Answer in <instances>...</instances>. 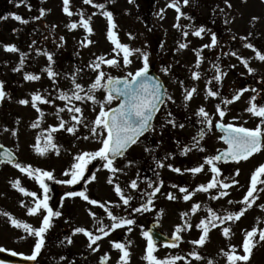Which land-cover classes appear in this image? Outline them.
Wrapping results in <instances>:
<instances>
[{
	"label": "rangeland",
	"instance_id": "rangeland-1",
	"mask_svg": "<svg viewBox=\"0 0 264 264\" xmlns=\"http://www.w3.org/2000/svg\"><path fill=\"white\" fill-rule=\"evenodd\" d=\"M2 1L0 0V5ZM7 3L10 5L8 12L3 14V17H0V81L4 82V91L9 95L3 101H0V143L13 150L18 156L19 162L47 170L50 161L56 162L54 157L57 159L61 157H57L58 155L54 150H52V157L49 154L41 156L34 149L32 150V156H29V149L36 143V136L42 129H46L50 125L59 124L60 121L55 113L58 107H64L67 103L58 99L59 91H67L73 87L71 75L76 73L77 68L81 69L79 73H76L78 77L77 82L87 87L95 78V73L87 65L97 56L104 55L107 59L116 56V53L112 51L114 45L107 39V19L101 15V10L92 5L84 4L83 0H70V8L74 13L71 17L63 12L62 0H26V3L19 4V6H17L18 0H7ZM94 3H105L107 10L113 12L116 24L114 31L122 43L128 44L133 49L139 48L150 54L149 61L151 67L163 79L168 94L175 101V103L169 102L178 106L176 112H174L173 107L170 111L173 113L177 124L183 123L185 127H173L171 124L165 122V112L163 115L159 114L154 120L155 131L146 133L139 143L132 146L126 154L127 159L120 158L116 161V166L123 168L124 172L117 173L113 177V180L125 189L126 194L130 193L134 197H137L130 202L132 207H138L140 203L146 202V198L143 202L139 199L140 192H151L159 183V180H163L161 191L156 194L153 200L154 208L149 212L131 213V208L124 206L116 195L114 184L107 182L110 173L108 170L103 169L101 163L97 161L100 165L97 164V170H93L96 173L97 179L88 181L87 183L80 182L82 190L86 188L87 194L92 199H94L92 193L97 192L101 196L102 203L112 202L109 206L112 207L116 215L124 216L131 213V217L136 220V224L132 226L133 230L130 233L127 232L126 228H121L111 232L107 237H102L98 241L100 248L96 252H92L87 247L89 241L84 234L79 239L80 236L78 237V234L73 235L72 233L71 237H76V240H74L76 242L65 244V248L71 255H75L80 251L86 253L90 259L108 253L110 255L109 264H116L120 253L111 247L110 241L125 242L126 240H131L130 251L132 255L130 264H148L142 258L145 255L147 242L141 235L140 226L142 225L143 229L146 230L151 216L156 215L158 217L160 229L166 233H171V231L175 230L176 225H183L184 220H188L193 225L191 231L197 232L199 238L201 230L197 229L195 225L199 223L200 219L208 216L207 208H212L220 215H224L226 211H238L242 207L239 201L242 200L250 185L253 173L252 169H256L260 164L264 163V150L253 154L247 161H240L239 163L224 166L219 163L218 166L221 168L219 179L223 180L225 177H230L239 181V184L232 185L226 190L229 193L228 196L219 199H212V196L218 194V189H211L208 193L196 191L197 197L192 196L188 201L183 199L184 193L179 191L180 187H186L189 192H192V185L196 184L197 188L199 184H206L212 178L208 165H205L204 171L195 175L184 171V169L198 166L204 162L205 156L212 155L216 151V148L222 147L219 141H216V135H213V141L208 147L202 146L205 151H200L198 148L191 146L189 142L190 136L194 134L195 129H200V126H202L198 123L200 118L197 115V118H191L192 113L197 112L198 108L203 106L212 115L214 121L218 120L219 116L215 106L220 104L222 108L225 107L221 103V92L226 85H228L230 91L235 92L241 82L240 74H245L243 82L250 85L246 88L248 91H245L236 103L228 105L230 109L226 112L224 122H235L237 125L242 124L249 128H254L259 123V119L251 116L245 109L249 106V98L255 94L252 89H256L259 92L257 102L264 103V62L256 59L255 52L252 49L244 47V44L250 42L255 48L264 53V0H230L231 8L227 7L224 0H190L187 6H184L181 0V10L188 16L193 17L191 20L181 17L179 21L181 25L192 24L195 27L203 25L206 30H210L207 27L206 21H210L208 15L211 14L214 28L218 29L215 32L218 39L217 45L214 48H204L202 50L203 59L198 68L201 76L198 80H194L191 75L193 71L197 70L195 67L197 57L193 49L201 48L204 44H210L211 31H205L201 38L194 36L192 29L189 28L186 29L189 35L184 37L183 30L185 29L173 26L177 23V13L175 9L167 6L169 0H134L133 3H129V0H115L114 3H109L108 0H94ZM37 4L41 5V7L37 8ZM205 4H209V7L205 6ZM40 9L46 10L44 16L34 19V17L40 16ZM81 9L86 18L88 16L92 17L90 23L94 32L91 35L79 26L73 30L66 27V25L73 21H79V11ZM161 9L165 10L161 14L163 18L157 15ZM213 9H215V12H213ZM220 9L224 11L221 12ZM10 13L21 15L24 19L28 20V23L25 24L15 20L9 15ZM93 13L96 14L92 15ZM253 16L259 17V19L252 21ZM226 19L229 21L227 24L224 22ZM41 21L44 22V25H41ZM32 24L37 25V30H39L38 36L31 33ZM250 32L252 35L248 38V41L240 39L243 36H248ZM129 33H131V37ZM86 36L93 43L81 46V41ZM233 36L236 38L232 39ZM60 37H64V39L61 40ZM34 41L35 43H33ZM179 43H187L188 47L179 49ZM4 44H15L19 52L5 51ZM224 49H227L225 54H221ZM45 51L53 54L54 63H51V67L55 72L59 73L55 79V83L48 77L46 71H42V69L50 64L47 56L43 54ZM233 51L238 56L249 59V66L256 69V71L248 73L247 68L241 60L237 56L231 55ZM20 52L27 54L24 66L19 71H13L14 68L19 66ZM215 52H219L220 54L214 61ZM118 59L122 64V53ZM130 59H132V64L128 69H124L123 67L115 69L107 65H102V68L113 76H122L126 70H134L141 66V59L138 53H134ZM213 62L215 64L218 62L220 68V73L214 70V77L217 74H223L220 81H216L215 79L213 81L212 75L210 77L211 81L210 79L207 81L202 76L208 71V68L209 70L211 69ZM233 65L235 67H232ZM164 67L170 69L167 74L162 71ZM26 72L39 75L40 79L37 81H27L24 79ZM180 81H183V85L186 88H197V92L193 95L192 100L187 102L186 107L183 100L184 89L181 87ZM209 88L217 91L219 95L217 97L209 96L206 99V93ZM37 91L52 99L54 103L40 104L45 115L40 122V126L32 128L30 125L36 122L39 113L31 106V103L29 105H21L18 101L20 99H29L31 101V94ZM104 95L105 92L103 90L97 93V96L101 99H103ZM73 103L84 109V116L88 121L93 120L96 112L99 110L98 106L93 105L90 101L86 103L74 101ZM235 104L246 108L237 112L235 111L237 107ZM93 108H96V111H93ZM71 115L67 109L60 113L63 120L67 122V126H71L74 123L71 120ZM233 117H236V119L234 120ZM18 119L19 123H17ZM162 124L164 125L163 128H161ZM13 129L18 130L16 136L12 135ZM157 129L161 131L162 129H167L172 133L174 132L175 141H171L168 138L162 139L161 134L158 137L159 131ZM54 135L55 142L63 141L65 143L64 147L66 148L60 149L59 152V155H63L65 160V170L74 162L73 158L77 153L94 151L100 147L97 139H83L84 136L89 135L88 129L83 126L78 128L76 135H72L63 129ZM144 138H146V141L148 140L147 144L143 143ZM149 141L152 142L151 145ZM41 145H43V140H41ZM185 145H188L191 150L187 155H181L182 148ZM146 148H150L151 151H145ZM30 157L32 158L29 159ZM128 159L134 161L131 166H126ZM157 160L163 161L165 165L171 164L173 167H179L181 168V172H174L166 166L162 168L158 167ZM150 163L154 164V168L147 172L146 170ZM144 168L145 175L148 173L150 177L142 176V169ZM237 168L240 169L239 176L235 175V169ZM93 171L87 173V176H90ZM145 177L154 182L152 188L148 186V180L144 179ZM17 178L21 180V186L27 188L29 191L37 192L38 196L42 197L43 195L41 194L43 190L40 189L39 184L35 180L21 173L12 165H0V244H3V246L12 245V247H15V250L21 245L19 247L21 249L18 252L30 254L33 243L29 244V238L23 242L18 241V237L26 234L22 229H16L11 226L8 218L2 214L4 211L9 212L15 218L23 221L26 220L25 222H34L35 218L37 222H41L42 220V215L30 216L27 214L26 208L21 206V200L30 205L32 198L24 196L17 189L11 187L10 181ZM133 179L137 180L138 189L128 187ZM231 179L226 180V182L229 181L231 183ZM141 180L146 181L143 182ZM172 185H176L177 187H172ZM257 187L264 188V184H258ZM168 193H172L176 199H168ZM258 195L259 199L256 203L239 220L227 221L225 224L211 229L209 238L204 246L185 244L181 240L179 246L175 248L157 245V250L154 254L160 259L177 254L185 258L177 261L176 264H208L209 260H212L214 264H227L226 257L222 255L221 249L229 251V245H235L237 246V253L243 255L241 245L245 230H251L254 226L264 228V209L259 207L260 204H264V192H259ZM77 200L81 207L79 212L87 225L86 229L97 234L96 230L100 227L99 224L94 225L93 229L90 228V224H93L94 219L89 214V210L94 212L95 206L80 197ZM230 200L233 201L232 204H229ZM116 203H120L121 206L118 208L114 207ZM196 203H199L201 207L193 214L191 208ZM161 209L163 210L162 213ZM100 211L103 224L110 225L111 221L104 209L100 208ZM183 212H188L189 215L182 218L181 213ZM258 217L260 218L259 222L257 221ZM225 226L231 229L232 235L230 238H226L222 234V228ZM189 233L190 230H187L186 238H190ZM113 237L116 239L112 240ZM255 239L259 240L258 234ZM61 249L62 247L59 245H51L49 252L53 250L54 254H58L61 253ZM193 250L198 251L204 259L196 260L194 257L188 256V253ZM55 264L78 263L72 260L70 255H67L64 259H59ZM238 264H244V262H238ZM247 264H264V241L258 243L253 249L251 258Z\"/></svg>",
	"mask_w": 264,
	"mask_h": 264
},
{
	"label": "snow or ice",
	"instance_id": "snow-or-ice-1",
	"mask_svg": "<svg viewBox=\"0 0 264 264\" xmlns=\"http://www.w3.org/2000/svg\"><path fill=\"white\" fill-rule=\"evenodd\" d=\"M63 2V12L67 14V16L71 17L74 13L70 8V0H62ZM109 3H114L115 0H108ZM134 0H129V3H133ZM26 3V0H18L19 4ZM84 4L92 5L93 7L101 10V15H103L107 19V39L114 45L112 51L116 53V56L111 58H105L104 55L97 56L92 62H90L87 67L91 69L95 73L94 80L85 87L81 83L77 82L78 77L76 73L81 71L80 68L76 69V73L71 75V84L72 88L65 91L60 90L58 94V99L61 101H66L67 103L64 107H58L55 115L59 119V124L50 125L46 129H42L41 132L36 136V143L32 146L35 152L41 156L47 155L50 150H54L57 155H59L60 149L57 143H55V133L59 130L63 129L64 131L76 135L78 128L83 126L88 129L89 135L83 137V139L87 140L89 138L97 139L100 143V147L94 151H84L77 153L73 160L74 162L67 168L63 175L67 177L66 179L57 180L53 174V171L44 170L38 167H33L31 164H23L19 162L14 155L11 149L4 148L3 145H0V148H4V151L0 153V164H9L18 169L21 173L26 174L29 178L35 180L40 189L43 190V195L38 196L37 192L29 191L27 188L21 186V180L19 178L10 181L11 187L13 189H17L21 194L27 197H31V204H26L24 200L20 201L22 207L26 208L27 214L30 216L34 215H42L41 224L39 227L33 226L31 223L25 222L19 218H15L9 212H2V214L8 218L11 226L16 229H22L26 235L20 236L17 238L18 241H26L29 237H34V245L30 254H25L23 252H17L14 249H7L3 246H0V253H8L11 257H21L26 261L35 262V264H39L38 257L41 255L42 250L45 247V236L49 229L53 225V218L60 217L62 212L59 210H54L53 207L49 204L51 199L50 192L51 188L46 181H55L58 184L73 186L81 181H94L97 179L96 173L92 172L90 176L86 178L85 173L88 171L89 165L93 163V161H99L103 169L108 170L110 173L107 182L109 184H114V191L116 195L119 197V200L122 202L124 206L131 208V213H141V212H149L153 206V200L157 193L161 191V187L163 186V180H159V183L153 188L151 192L142 191L139 193V199L144 200L146 198V202L140 203L138 207H132L131 201L136 199L133 195L126 194L125 189L119 183H115L113 177L117 173L124 172L123 168H119L116 166V161L118 158H126V154L131 149L133 145H136L140 142L141 138L145 136L146 133H152L155 131V125L153 121L157 113L161 111L162 106H166L169 101L175 102L173 97L168 94L165 85L162 81L155 75L150 74L151 65L149 61V53L146 51H142L139 48L133 49L128 44L122 43L117 33L114 31L116 28V24L113 18V12L107 10L105 3H94V0H83ZM190 3V0H182V4L187 6ZM224 3L227 7L231 8L232 5L230 0H224ZM168 7L175 9L177 16V23L173 26L176 28L185 29L183 30V36L187 37L189 32L186 29L191 28L192 34L196 37H201L205 33L206 28L201 25L199 27H195L192 24L189 25H181L179 23L181 17H186L191 20L193 17L188 16L181 10V0H169ZM45 9H40V16L34 17V19H39L44 16ZM165 10L161 9L157 15H161ZM223 12V9H220ZM215 12V9H213ZM93 13L92 15H95ZM15 20L20 21L22 23L27 24L28 20L24 19L21 15L16 13H10ZM79 21H73L66 25L70 30L76 29L78 26L82 27L89 35L94 32V29L91 25V16L85 17L83 10L79 11ZM259 17L253 16L252 21L258 20ZM226 24L229 22L227 19L224 21ZM54 27V26H53ZM252 35L250 32L248 36H243L240 39L242 41H248V38ZM131 37V33H129ZM236 37L233 36L232 39ZM61 40L64 37H60ZM35 43V41L33 42ZM93 43L91 39L87 36L83 41H81V46H87L88 44ZM218 43L217 34L215 32H211V43L204 44L201 48L193 49L196 54V62L195 67L198 69L202 57V50L204 48H214ZM5 51L8 52H19V49L15 44H4L3 45ZM188 47L187 43H179V49H185ZM244 47L252 49L255 52V58L261 62H264V53H262L259 49L255 48V46L248 42L244 44ZM123 57V62L118 59L121 55ZM138 53L139 58L141 59V66L137 67L134 70H126L124 75L122 76H113L109 72H105L102 68V65H107L110 68L115 69H128L132 64V59L130 57L134 54ZM47 56L48 61L50 62L49 66L42 69V71H46L49 78L53 80L55 83L56 77L59 73L55 72L51 67V63L53 61V54L45 51L43 53ZM227 54V53H226ZM26 53L20 52V62L17 68H14L13 71H19L20 68L24 66ZM231 55L237 56L238 59L244 64L247 68L248 73H254L256 69L249 66V59L238 56V54L233 51ZM216 69L217 73H220L219 65H213ZM232 67H235L234 65ZM162 71L167 74L170 69L168 67H164ZM67 75V74H66ZM192 78L194 80H198L201 76L199 71H193L191 73ZM223 74H217L214 79L216 81H220L222 79ZM24 79L27 81H37L40 79L39 75H35L33 73L26 72L24 74ZM181 87L184 89L183 91V100L185 102V107L187 106V102L191 101L193 95L197 92L196 87L186 88L183 85V81L179 82ZM103 90L105 95L103 99L97 96L99 91ZM47 91V90H45ZM248 91L246 88H241L236 91L231 98H223L221 103L223 105L232 104L234 101H237L241 98L243 93ZM254 95L249 98L248 107L245 109L246 112L250 113L251 116L259 118V123L254 128L245 127L242 124L237 125L235 123H225L224 117L226 115V108H222L220 104H217L216 112L218 113L219 119L214 121L212 115L208 111H206L205 107L200 106L196 112V115L200 118L198 123L202 125L199 132L197 133V137H193V146L197 147L200 151H205V149L200 146V140H203L206 133L210 132L213 127L219 129L222 135L219 136V140L223 141L227 147L222 150H217V154L208 155L204 157V162L199 164L198 166L184 169V171L190 172L193 175L204 171L205 165L210 167V171L212 173V178L206 183H201L197 186V188L189 192L188 188L180 187L179 191L184 193L183 199L188 201L191 199L193 195H195L196 191H201L208 193L211 189H218V194L212 196V199H219L221 197L228 196V191L232 185L239 184V181L236 179H231L230 177H225V179H219L221 175V168L218 166L219 163L224 162H236L247 161L253 154L260 153L264 150V103H258L257 97L259 96V92L256 89H252ZM9 94L4 91V82L0 81V101H3L6 96ZM219 93L217 91L209 88L206 93V99L210 97H217ZM10 98V97H9ZM74 101L79 102H88L90 101L93 105L98 106V112H96L95 118L91 121H88L84 116V109L80 106H77ZM115 102V106H112ZM21 105H29L39 113L36 122H33L30 126L32 128H38L40 126V122L43 120L45 115L44 111L41 109L40 104H52L54 101L52 99L47 98L42 95L39 91L31 94V101L29 99H20L18 101ZM67 109L69 113H71V120L74 122L71 126H67V122L63 120L60 116V113L64 112ZM93 111H96V108H93ZM235 120L236 117H233ZM164 120L167 124H171L173 127L184 128L185 125L183 123L177 124L173 113L168 110L165 112ZM19 123V119L17 120ZM164 125H161L163 128ZM17 129L12 130V135H17ZM79 138V137H78ZM41 140H43V145H41ZM190 147L188 145L183 146L181 155H187L190 151ZM145 151H151L150 148H146ZM171 155V154H169ZM155 159V158H154ZM167 159V157H165ZM134 163L133 160L128 159L126 166H131ZM158 167H168L172 169L174 172L180 173L181 168L173 167L171 164L165 165L163 161H156ZM240 169H235V175L239 176ZM158 176V173H157ZM148 180V186L150 188L153 187V181L145 177ZM231 179V183L226 182V180ZM258 184H264V163L260 164L252 173L250 185L247 189L246 194L243 196L242 200L239 203L242 205L238 211H226L224 215L218 214L212 208H207L208 216L200 219L199 223L195 225L197 229L201 230V235L198 239H194L190 241L192 245L196 246H204L206 241L209 238V232L211 229L218 227V225L225 224L227 221H237L239 220L245 212L250 209L256 201L259 199V192H264V188H258ZM131 189H138V183L136 179L131 180L128 185ZM172 187H177L176 185H172ZM80 197L84 201H87L91 205H98L100 208L104 209L108 218L110 219V225H104L102 218H98L95 212L89 210V214L93 217L97 224L100 227L97 228V234H94L92 231L86 229L85 227L77 226L73 231V235L75 234H84L88 238L87 247L91 249L92 252H96L99 250L100 245L98 241L102 239V237H107L111 232H114L117 229L126 228L127 232H132V226L136 224V220L131 217V213L128 215H116L114 214L111 207L108 205L112 202L102 203L99 200L92 199L87 194V189L81 191H65L64 194L60 198L61 207L63 206V201L65 198H74ZM167 198L170 200L176 199V197L172 193L167 194ZM233 201H229V204H232ZM120 203H116L114 207H120ZM201 205L196 203L192 206L191 212L195 214ZM259 207L264 209V204H260ZM127 210V209H125ZM161 213L163 210H160ZM189 215L188 212L181 213V217H187ZM260 218H257L259 222ZM141 235L146 239V249L145 255L142 257L148 264H176L177 261L185 259L181 255H172L168 256L164 259L158 258L154 253L157 250V241L154 239L151 231L144 230L141 225ZM193 227L188 220H184L183 225H176L175 231L173 232L170 241L166 242V246L170 247H178L179 242L182 240V236L180 235L182 231L189 230ZM222 234L226 238H230L232 235L231 229L227 226L222 228ZM257 234L259 235V240H256ZM65 240L68 244L73 243L71 236H66ZM264 241V228H258L254 226L251 230H245L244 238L242 241V249L243 255L237 253V246L229 245L230 250L225 251L221 249V253L224 257H226L227 264H238V262H247L250 260L253 249L260 242ZM111 247L115 250H118L120 255L116 260V264H130L131 260V251L130 246L132 244L131 240H126L125 242L121 241H110ZM188 256L194 257L196 260L204 259L200 253L196 250H193L188 253ZM60 259H64L61 257ZM110 260V255L108 253H104L99 258V264H108ZM0 264H10L9 261L5 259H0ZM208 264H214L212 260L208 261Z\"/></svg>",
	"mask_w": 264,
	"mask_h": 264
},
{
	"label": "flooded vegetation",
	"instance_id": "flooded-vegetation-1",
	"mask_svg": "<svg viewBox=\"0 0 264 264\" xmlns=\"http://www.w3.org/2000/svg\"><path fill=\"white\" fill-rule=\"evenodd\" d=\"M208 17H210V16H208ZM216 64L218 65V62H216ZM198 70L199 69H197L196 71H198ZM209 73H210L209 70L204 73L205 75H207V77H205V79L208 78V74ZM239 77L241 78V82H240V85H238V87L236 88L235 92L238 91L241 88H248L249 85H250L249 83L243 82L245 80V74H240ZM235 92L230 91L228 89V85H226L225 88L221 92V97H222V99L223 98H229L230 99L231 96ZM237 101H234L232 104L236 103ZM235 105L237 106L236 109H235V111H237V112H240L241 110H244L246 108V107H242L239 104H235ZM171 107H172V104L169 103L166 106H163L162 110L159 113H157V114H162L163 115L164 112L170 110ZM174 107L177 108V105H174ZM224 108L227 109L226 112H228L229 109H230V107H228V105H225ZM232 110H233V108H232ZM192 114L194 116H196V112H194ZM256 119H259V118L256 117ZM157 130L159 131V133L157 135L158 137L161 134L162 139L168 138L171 141H175V139H174L175 133L174 132L172 133V132H170V130H167V129L166 130L162 129V131L160 129H157ZM199 130L200 129H195L194 134L190 136L189 142H190L191 146H193V139H192L193 137H197V139H199V137L197 136V133L199 132ZM213 135H216L215 136L216 137V141L218 140L219 143L222 145L221 148H219V147L216 148V152H217V150H221V149L225 148L226 145L221 140H219L220 133L217 132L215 129H212L210 132L206 133L204 139L200 140V145L201 146L205 145V146L208 147L209 144L213 141V138H214ZM57 144L62 147L65 143L61 142V143H57ZM149 144L151 145L152 142L149 141ZM195 148H197V147H195ZM48 154L50 156H53L52 155V150H50ZM215 154L216 153L214 152L212 155H215ZM54 160H56L55 163L53 161H50L48 163L47 170L53 171V174H54V176L56 177L57 180L66 179V177L63 175V173L65 171V169H64V163H65L64 160L63 159H55V158H54ZM235 163L236 162H227V163L221 162V164H223V166L224 165H229V164H235ZM97 164L100 165L99 162L94 161L92 164L89 165L88 171L85 173L86 178L88 177L87 173H89L90 171H93V170L94 171L97 170V168H98V166H96ZM148 168L150 169V167H148ZM228 169H230V168H228ZM252 170L254 171L255 169H252ZM144 181H146V180H144ZM46 182L49 184V186L51 188V192H50L51 199L49 201V204L53 207L54 210L61 211L62 215L60 217L53 218V225L49 229V231L47 232V234L45 236V247L42 250L41 255L38 257V262H39V264H55V262L58 261L61 257L65 258V256H67L69 251L66 248H64L65 252H61V254L55 255L54 253H50L49 252L50 246L51 245H59L61 247H65V244H68L67 241L65 240V237L66 236H71V234L73 233L72 230L75 227L81 226V227H85L86 228L87 225L85 223V219L81 216V214L79 212V210H81V207H80V203H78V200H77L78 197L65 198L64 201H63V206L62 207H61V204H60V198L64 194L65 191H69V190L81 191L82 190L81 184L78 183V185L66 186V185L58 184L55 181H46ZM84 182L85 181H83V183ZM194 188H196V184L194 186L192 185V190L193 191L195 190ZM92 195H93L94 199L101 201L100 194L98 195L97 192H93ZM193 196L197 197V193L195 192V195H193ZM94 206H95L94 212L97 214L98 218H101L100 207L98 205H94ZM109 207H111V206H109ZM153 208L154 207L152 206L151 209H153ZM152 221H157L159 230L163 234L167 235L168 237H171L173 232L175 231V230L171 231V233H166L165 231H162L160 229L159 220H158V217L156 215L155 216H151L149 218V223L152 222ZM28 223H31L35 227H39L40 224H41V222H37L36 220H34V222L31 221V222H28ZM96 224L97 223L94 220L93 224H90V228L93 229L94 228L93 226L96 225ZM189 230H190V233H189L190 238H186L185 237L187 230L182 231L181 234H180L182 236V241H184L185 244H191L190 241H192L194 239H198L197 232H194V231L192 232L191 229H189ZM78 237L80 239L82 237V234H78ZM114 238L115 237H113L112 240ZM34 240H35L34 237H29V241L32 242L33 244H34ZM72 240H73V242H76V241H74V240H76V237H72ZM180 243H181V241L179 242V244ZM157 245L164 246L162 244H157ZM0 246H3V244L2 245L0 244ZM3 247H5L7 249H14L15 250V247H12V245L10 247H6V246H3ZM51 251H53V250H51ZM76 258L80 262V264H96L97 261L99 260L100 256H96L95 258L90 259L89 257H87L86 253L79 251V253L76 254ZM10 264H15V263H10ZM30 264H35V262H31Z\"/></svg>",
	"mask_w": 264,
	"mask_h": 264
},
{
	"label": "water",
	"instance_id": "water-1",
	"mask_svg": "<svg viewBox=\"0 0 264 264\" xmlns=\"http://www.w3.org/2000/svg\"><path fill=\"white\" fill-rule=\"evenodd\" d=\"M150 74L155 75L152 69L150 70ZM155 76H157V75H155ZM4 148H0V153H2L4 151ZM148 231L152 232L153 237L157 242L158 241L169 242V240L165 239L158 231H156V224H151ZM0 259L9 260L12 262H16V261L23 262L24 261L23 259H20L18 257H11L8 253H0Z\"/></svg>",
	"mask_w": 264,
	"mask_h": 264
},
{
	"label": "trees",
	"instance_id": "trees-1",
	"mask_svg": "<svg viewBox=\"0 0 264 264\" xmlns=\"http://www.w3.org/2000/svg\"><path fill=\"white\" fill-rule=\"evenodd\" d=\"M38 6H39V4H38ZM10 7V5L7 3V0L5 1V0H3L2 2H1V5H0V15L2 16L3 14H5L6 12H8V8ZM41 7V5L38 7V8H40ZM40 14V13H39Z\"/></svg>",
	"mask_w": 264,
	"mask_h": 264
}]
</instances>
